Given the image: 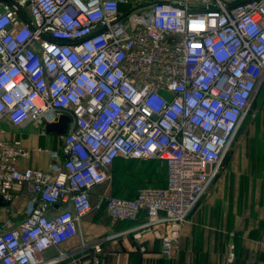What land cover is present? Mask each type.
<instances>
[{"label": "built area", "instance_id": "built-area-1", "mask_svg": "<svg viewBox=\"0 0 264 264\" xmlns=\"http://www.w3.org/2000/svg\"><path fill=\"white\" fill-rule=\"evenodd\" d=\"M263 83L264 0H0V134L70 118L52 170L21 168L22 136L0 138V197L30 199L0 224V264L97 262L102 241L43 256L95 209L162 225L174 257ZM118 159L161 162L164 185L110 194Z\"/></svg>", "mask_w": 264, "mask_h": 264}, {"label": "crops", "instance_id": "crops-1", "mask_svg": "<svg viewBox=\"0 0 264 264\" xmlns=\"http://www.w3.org/2000/svg\"><path fill=\"white\" fill-rule=\"evenodd\" d=\"M53 118L48 116L46 120ZM2 127L4 134L0 138L21 135L29 151L28 157L19 159L21 168L52 170L60 165L59 136H40L32 124L12 128L5 122ZM252 133L254 142L250 145H244L245 138L252 136H241V145L231 152L228 166L223 167L216 183L181 229L180 248L174 257L166 258L161 253L162 225L144 229L136 223L114 222L103 209H95L84 217L77 236L46 250L44 258L52 259L59 251L81 247L83 241H102L104 251L97 262L93 258L80 264H264V132ZM102 190L103 187L95 190V206ZM29 200V196L16 193L11 203L0 204V224L20 223L29 210Z\"/></svg>", "mask_w": 264, "mask_h": 264}, {"label": "rangeland", "instance_id": "rangeland-1", "mask_svg": "<svg viewBox=\"0 0 264 264\" xmlns=\"http://www.w3.org/2000/svg\"><path fill=\"white\" fill-rule=\"evenodd\" d=\"M263 103L264 84L259 88L242 122V126L237 132L224 158V167L228 166V162L232 156L231 152L235 151V148L241 145V136L249 137V135H251L252 137H249V139L245 138L247 141L244 143V145H250V142H254V134L252 131L262 130L264 132ZM165 171L164 165L156 160L118 159L111 167L112 177L105 186L108 188L109 193L116 197H132L138 188L140 189L145 186H162L164 184Z\"/></svg>", "mask_w": 264, "mask_h": 264}, {"label": "water", "instance_id": "water-1", "mask_svg": "<svg viewBox=\"0 0 264 264\" xmlns=\"http://www.w3.org/2000/svg\"><path fill=\"white\" fill-rule=\"evenodd\" d=\"M69 123L70 118L62 115L55 122L46 124L47 133L51 135L63 136L67 133ZM0 204H4L1 197Z\"/></svg>", "mask_w": 264, "mask_h": 264}, {"label": "trees", "instance_id": "trees-1", "mask_svg": "<svg viewBox=\"0 0 264 264\" xmlns=\"http://www.w3.org/2000/svg\"><path fill=\"white\" fill-rule=\"evenodd\" d=\"M165 172H166V171H165ZM164 182H165V178H164ZM163 185H164V184H163ZM163 185H162V186H163ZM138 189H139V188H138ZM138 189H137V190H138ZM137 190L135 191V193H134V195H133L132 197H134V196H135V194H136ZM124 197H127V196H124ZM129 198H131V197H129Z\"/></svg>", "mask_w": 264, "mask_h": 264}]
</instances>
